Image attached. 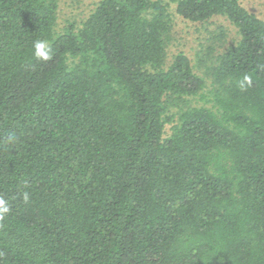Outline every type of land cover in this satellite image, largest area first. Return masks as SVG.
<instances>
[{
    "label": "trees",
    "instance_id": "obj_1",
    "mask_svg": "<svg viewBox=\"0 0 264 264\" xmlns=\"http://www.w3.org/2000/svg\"><path fill=\"white\" fill-rule=\"evenodd\" d=\"M60 1L0 0V264H264V21L101 0L56 34ZM171 4L237 29L206 76L166 63Z\"/></svg>",
    "mask_w": 264,
    "mask_h": 264
},
{
    "label": "rangeland",
    "instance_id": "obj_2",
    "mask_svg": "<svg viewBox=\"0 0 264 264\" xmlns=\"http://www.w3.org/2000/svg\"><path fill=\"white\" fill-rule=\"evenodd\" d=\"M101 0H61L55 25V33L65 31L69 24L81 26L95 10ZM170 3V0H162ZM243 8L264 21V0H239ZM172 17V43L167 49L166 63L182 52L191 61L194 72L206 76L214 57L233 46L239 39L237 29L225 18L214 17L206 23H190L175 14V5L169 9ZM212 49L213 52L209 50ZM206 90L211 81L206 78ZM207 93V91H205ZM201 102L196 99L194 103Z\"/></svg>",
    "mask_w": 264,
    "mask_h": 264
},
{
    "label": "clouds",
    "instance_id": "obj_3",
    "mask_svg": "<svg viewBox=\"0 0 264 264\" xmlns=\"http://www.w3.org/2000/svg\"><path fill=\"white\" fill-rule=\"evenodd\" d=\"M34 56L42 61H49L52 59V49L47 41L45 40H37L34 45ZM251 85V78L248 75H245L240 82V87L243 89L246 86ZM24 200H28V194L24 193ZM10 212L9 203L0 198V221H2L5 216Z\"/></svg>",
    "mask_w": 264,
    "mask_h": 264
}]
</instances>
